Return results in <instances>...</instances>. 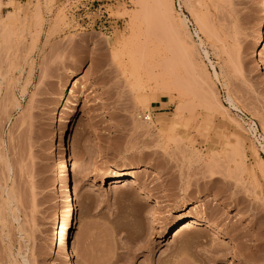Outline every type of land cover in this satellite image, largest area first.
I'll return each mask as SVG.
<instances>
[{"label":"rangeland","instance_id":"374dc122","mask_svg":"<svg viewBox=\"0 0 264 264\" xmlns=\"http://www.w3.org/2000/svg\"><path fill=\"white\" fill-rule=\"evenodd\" d=\"M155 1L0 0V264H66L59 117L76 264H264V0Z\"/></svg>","mask_w":264,"mask_h":264},{"label":"bare ground","instance_id":"6f19581e","mask_svg":"<svg viewBox=\"0 0 264 264\" xmlns=\"http://www.w3.org/2000/svg\"><path fill=\"white\" fill-rule=\"evenodd\" d=\"M155 3L157 4V8L159 7H163L164 10H166L165 12H171L172 8L171 5L168 4V2H166V0H157L155 1ZM165 3V4H164ZM159 4V5H158ZM162 4V6H161ZM170 5V6H169ZM157 10V9H156ZM263 11H264V6H263ZM161 12V11H160ZM157 13L156 14H160L161 13ZM167 13V14H169ZM160 15H156L157 17H159L161 19ZM179 20V19H178ZM194 21L196 23V26L198 28L202 27L201 31L203 30V22L198 19V18H194ZM185 19L181 18L180 19V26H184L185 27ZM200 29L198 31H200ZM258 46L260 47L263 44L264 47V43L262 42V33L264 30V21L263 23H260L258 26ZM200 31V32H201ZM215 76V75H214ZM167 85V84H166ZM76 83L73 82L70 88V93H73V90L76 88ZM165 88H170L168 85L165 86ZM168 91L169 90H165ZM171 93V91L169 92ZM228 97V96H227ZM232 99L228 98V104L229 106L233 109L234 105L231 101ZM72 112V111H71ZM58 122L60 124H68L66 126V128L64 130H62L59 135L57 136V146L59 148V157L60 160L58 161L57 164V170H56V178H57V184L59 185V200H60V204L63 210V213L61 212V217L60 219H58V217L55 220V226H54V241H53V246L54 248H56L58 250V254L60 259L66 263V264H76V260L73 257L74 255H72V253L70 252V249L68 247V237H69V233H68V229L72 223V220L74 218V200L72 199V190L70 187V178H69V164H68V157H67V152H66V135L70 134L73 130H74V125L68 123L65 119H63L62 117L58 118ZM69 127V128H68ZM249 129L250 132L252 133H257V128L255 123H250L249 124ZM260 138V141L263 140V137H261L260 135L258 136ZM254 153L256 154V152L254 151ZM257 155V154H256ZM127 177V176H125ZM124 178V176H119V175H115L113 176V181H117L118 179ZM127 181V180H126ZM129 183L134 184V180L131 179L129 180ZM139 194H141V192H139ZM58 200V201H59ZM198 207V205L193 206L190 210L192 209H196ZM201 222H205V219L202 218L201 216H197L194 218H189L186 220L181 219L179 224L176 225V227L171 231L172 233V237H171V241L175 242V240L181 236V234H183L184 232H186V230H195L198 226H200ZM158 264H165V263H158Z\"/></svg>","mask_w":264,"mask_h":264},{"label":"crops","instance_id":"0c3cea01","mask_svg":"<svg viewBox=\"0 0 264 264\" xmlns=\"http://www.w3.org/2000/svg\"><path fill=\"white\" fill-rule=\"evenodd\" d=\"M162 103L160 102V105H161Z\"/></svg>","mask_w":264,"mask_h":264}]
</instances>
